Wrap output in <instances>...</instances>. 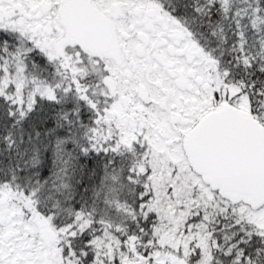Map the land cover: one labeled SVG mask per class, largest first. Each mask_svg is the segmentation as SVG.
I'll return each mask as SVG.
<instances>
[{"label":"snow or ice","instance_id":"snow-or-ice-1","mask_svg":"<svg viewBox=\"0 0 264 264\" xmlns=\"http://www.w3.org/2000/svg\"><path fill=\"white\" fill-rule=\"evenodd\" d=\"M0 264H264V0H0Z\"/></svg>","mask_w":264,"mask_h":264}]
</instances>
